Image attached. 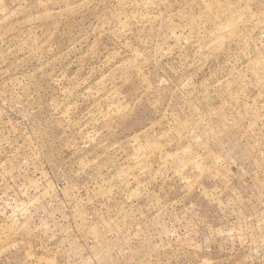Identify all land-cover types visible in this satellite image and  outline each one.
<instances>
[{
  "label": "rangeland",
  "instance_id": "1",
  "mask_svg": "<svg viewBox=\"0 0 264 264\" xmlns=\"http://www.w3.org/2000/svg\"><path fill=\"white\" fill-rule=\"evenodd\" d=\"M0 264H264V0H0Z\"/></svg>",
  "mask_w": 264,
  "mask_h": 264
}]
</instances>
